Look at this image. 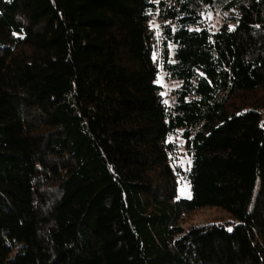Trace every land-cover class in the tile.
I'll return each mask as SVG.
<instances>
[{
	"label": "trees",
	"instance_id": "16d2710c",
	"mask_svg": "<svg viewBox=\"0 0 264 264\" xmlns=\"http://www.w3.org/2000/svg\"><path fill=\"white\" fill-rule=\"evenodd\" d=\"M0 264H264V0H0Z\"/></svg>",
	"mask_w": 264,
	"mask_h": 264
},
{
	"label": "rangeland",
	"instance_id": "374dc122",
	"mask_svg": "<svg viewBox=\"0 0 264 264\" xmlns=\"http://www.w3.org/2000/svg\"><path fill=\"white\" fill-rule=\"evenodd\" d=\"M211 10L209 14L204 16L202 23L203 25L213 30L219 29L222 24V20L224 16L226 17L227 14L223 13L220 10V7L212 8ZM150 27L155 36L154 54H155V58L157 59L159 58L162 50V38H163L162 24L157 19H155L150 23ZM171 50L173 51L172 47ZM158 84L163 89L162 95L165 101L169 105H172L175 102L174 93L180 87V83L177 81L170 80L168 75L163 70H161L158 78ZM171 141L176 142L179 147L178 154L175 160L177 166L180 167L181 170L183 171H188V169H190L191 166V159L185 150V140L183 139V132L182 131L178 132L175 136L171 138ZM179 184H180L178 189L179 198L190 199L192 197V188L190 183L184 178H179ZM229 222H233V220L226 211L218 208L207 207L187 216L186 223L183 226L185 229H188L190 227L199 226L205 223L228 224Z\"/></svg>",
	"mask_w": 264,
	"mask_h": 264
},
{
	"label": "snow or ice",
	"instance_id": "6c2138e0",
	"mask_svg": "<svg viewBox=\"0 0 264 264\" xmlns=\"http://www.w3.org/2000/svg\"><path fill=\"white\" fill-rule=\"evenodd\" d=\"M165 103H167V102H165ZM228 231H232V229H231V228H229V229H228Z\"/></svg>",
	"mask_w": 264,
	"mask_h": 264
}]
</instances>
